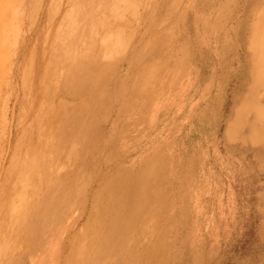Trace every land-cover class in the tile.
I'll return each mask as SVG.
<instances>
[{"label": "rangeland", "instance_id": "obj_1", "mask_svg": "<svg viewBox=\"0 0 264 264\" xmlns=\"http://www.w3.org/2000/svg\"><path fill=\"white\" fill-rule=\"evenodd\" d=\"M133 1L136 2V0ZM63 2L66 3V0ZM54 3L56 4L55 0H35V4L39 5L35 13L42 17L44 15L57 17L56 21L59 22L56 27H61L60 19L66 10L69 11V7L58 8L59 12H53L51 8ZM58 3L61 4V2ZM112 3L118 9L124 8L122 0H113ZM158 3L159 7L164 8L165 13H168L169 16L165 17L164 40L162 42L164 45L157 48L152 46L157 43L154 41L150 45L152 47L148 49L149 63L147 67L149 68L145 73L147 76L145 84H148L145 87L148 88L149 93V113L156 97L166 102L165 106L171 109L166 110L165 106L162 107L156 115L157 126L151 128L148 123L146 132L140 130V127L137 128L139 137L135 136V138L139 140V143L135 148L127 151L124 155L119 148L115 149V160L112 154L109 153V156L118 165L128 166L129 160L131 161L132 157L136 156L138 150H148V145L155 143L159 144L156 152L160 156L157 157L164 156L165 164L161 166L159 159L150 161L149 158L152 156L145 158L147 154H144L134 165L133 173L127 172L132 175L135 181H132L127 173H124L120 178H113L111 169L106 165V170L109 168L107 178L111 185L109 189L113 193L114 207L109 211L106 210V207L104 208L105 214L108 213V215L105 218L101 217V221L104 220V223L102 229H97L99 230L97 235H100L98 242L97 236L90 240H84L85 244L88 241L89 245L92 243L90 249L94 246L93 251H89L87 255V249L83 248L78 256L76 255L77 248H75L73 264H86L88 260L92 264L96 258L98 261L102 259L100 262L107 261L108 249L97 257L94 255L96 245L103 251L104 247L101 248L103 240L109 242L112 229L114 238L117 237V239L119 238L118 242H122L124 229L128 223L124 215L135 205L134 201L129 202L133 193L126 191L132 188L131 182L136 189L141 188L143 183L140 182L144 178L148 180L147 188L150 199L155 193L156 197L159 195L161 200L158 206L162 213L161 222L159 221L161 227L158 232L157 229L149 232L152 234L149 240L156 243L157 240L160 241L163 238V247L152 249H156L153 252L158 255L160 253L164 260L167 259L168 264H264V151L250 144L229 141L225 136L229 124L234 120V109L237 108L234 106V100L237 93L241 91L247 74V55L251 53L248 48L251 37L249 26L254 21V14L258 15L260 11H264V6H261L258 0H143L144 6L149 8L150 12L157 7ZM134 11L136 14L137 10L134 9ZM78 13L79 11L76 10L75 14ZM196 13H200L201 19H207L211 15L210 18L213 20L217 13L222 14V24L220 27L214 28L212 37L204 34L201 23L196 26L195 31L193 18ZM104 15L106 16L105 13ZM18 16L20 17L19 14ZM110 16L109 14L106 18L110 19ZM128 17L129 19L133 18L132 15H128ZM6 18L11 20L12 26L18 22H15L14 14L8 13ZM121 18L124 19L126 16L122 15ZM68 22L65 19L64 28L68 27ZM129 22L124 32L131 30L129 26L132 21ZM12 31L13 29H3L4 37H11ZM127 34L129 33L127 32ZM200 35L203 37L200 38ZM223 42H228V52L222 56L219 54V57L213 56L211 54L213 47L221 48ZM130 43L122 55L120 53L111 55L110 60H116V65L114 63L106 65L112 67L113 71L115 70L116 78L112 79V82L115 81L112 86L115 85L119 88L120 93H123L126 87L136 84L135 80L124 79L126 71L140 69L138 63L133 64V68L130 67V58L128 59V56L132 55ZM14 44L13 40L8 39L2 43L0 48L2 77L4 74L6 75L9 68V58L15 49ZM48 64L51 65L54 62L51 61ZM65 76L67 75L60 74V78ZM43 78L45 79V75ZM68 82H72V80ZM23 83L19 84L17 91L9 94L5 108L0 104V115L2 116L0 126L4 125L2 126L4 136L1 139L3 140L2 144L7 148L2 157L3 167L6 168L9 165L8 162L12 161V167L15 170L13 181L16 182V185L9 187L12 195L5 197V201L0 204V211H2L0 222L3 225L7 222L8 211L13 205L10 200L12 197L22 196L25 206L30 204L33 207H39L33 215L32 222L28 224L31 233L29 235L34 236V242L51 243L47 257L57 254L54 245L61 238L63 250L61 248L59 250V252L61 251L59 261L62 264L68 251V249H64V245L74 238L73 231L84 220L83 211H89L91 203H93L92 198L87 193L85 195V188L86 192L88 191V183H85L89 178L90 170L85 166L82 173L79 174L75 170L74 175H67L68 180L65 181L68 182H65L62 187L61 197V182L57 183L56 177L50 178L48 175L50 166L46 164L45 159V162L42 163L40 157L42 153L48 156L49 154L44 140L46 127L41 125L40 115L39 118L35 116L36 113H39L40 104L35 102L39 99L34 94L39 88L34 82L32 89L26 90ZM206 83H209L208 89H204ZM55 89L56 87H51L49 82L46 87L41 88V91L52 98L51 94ZM112 91L114 90L112 89ZM0 93H2L0 94L2 99L4 96L6 97L8 93L5 86L2 85ZM13 95L18 96L19 100L27 101L29 105L14 107L15 100L13 99L15 97ZM55 98L57 99V97ZM31 100H33V104L30 103ZM39 109L51 112L45 107ZM3 111L7 114L6 116L3 115ZM175 111L177 112L174 113ZM18 114L19 119L16 122L12 117L14 115L17 117ZM30 115L33 116L32 119ZM19 123L22 125L20 128ZM31 123L36 125L32 130L29 126ZM8 124L11 125L10 133L7 130ZM119 124L120 128L116 135L124 138L125 141H130L127 139L128 132L125 131L124 125L121 122ZM49 127L53 129L51 124ZM42 144L44 147H41ZM164 153L168 155L166 156ZM64 160L65 158H63ZM63 161H61L60 167L65 173L68 169L62 168ZM88 162L89 160L84 159L85 165ZM102 162H106V160L104 159ZM43 184H48L46 190L42 189ZM52 189L56 193L50 199L52 201L50 204L59 207L58 209L50 207L48 210H42L38 201L40 198L41 202L47 200L45 192ZM88 199L89 205H87ZM95 202L101 204V199H95ZM179 212L183 219L191 218L192 221H195H187L185 226H182L185 223L183 224L181 221L180 232L175 230L172 223L173 214L177 219L181 217ZM67 221L70 228L65 226ZM98 221L97 216H92L89 220L91 225H97ZM21 223L13 224L5 234L3 242L4 244L9 243L10 253L9 255L4 254L0 264H28L24 259L32 254L33 245L32 242L28 244L29 239H25L26 235L24 238H18L25 231V224ZM46 224L47 226H45ZM34 225L37 228L34 229ZM213 230L215 234H213ZM68 231H71L69 237L66 233ZM212 235L217 238L213 240ZM76 236L78 237L75 241L78 244L82 234L79 233ZM81 240L83 243V239ZM113 242L116 241L113 239ZM112 243L111 248L114 245ZM105 246L108 248L109 244ZM129 260L133 264H162L159 259L145 258L144 254H136L129 257Z\"/></svg>", "mask_w": 264, "mask_h": 264}, {"label": "bare ground", "instance_id": "obj_2", "mask_svg": "<svg viewBox=\"0 0 264 264\" xmlns=\"http://www.w3.org/2000/svg\"><path fill=\"white\" fill-rule=\"evenodd\" d=\"M55 1L56 4L54 3L52 5L53 7L51 8L53 12H59L58 8L69 7V11L66 10L65 13H63L62 18L60 19V23L62 25L61 27L59 26L56 27V24H58L59 22L56 21L57 17L53 18L52 15H44V14H43L44 16L42 17V16H38L37 13H35V11L38 10L39 8V5L35 4V0H0V48L5 40L8 39L13 40V42L15 43L14 44L15 49L13 50L9 58L10 65L6 71V75L4 74L2 77V72L0 71V82L3 78V81L0 83V89L2 88L3 85L5 86L6 92L8 93L6 97L5 96L3 97V99L0 97V104H2L3 107L5 108L7 99L9 98L8 97L9 94H13L14 91H17L20 86L19 84L21 82L22 83L24 82L23 87L26 90L32 89L34 82H36V85L38 86L39 90L36 92V94H34V96L36 95V98L39 100H36L35 102L37 104L38 103L40 104L39 108L45 107L51 110V112H47V111H42L38 108L39 113H36L35 115L37 116V118H39L40 115L41 125L46 127V131H44L45 134L44 140L46 142L45 147L46 148L48 147L47 149L49 156L46 155L45 153H42L40 154V157L42 158L41 159L42 163L45 162L44 161L45 159L46 164H49L50 166L48 169V175L50 176V178L56 177L55 180L57 181V183L61 182V189H62L64 183L68 182L65 180H68L67 175H71V171L74 172L75 170H77V172L80 174L82 173L84 167L87 166L88 169L91 168L90 172H94L93 174L89 173V178L85 183V184L88 183L87 184L88 191L86 192V188H85V195L87 193V195H89L93 201V203H91V209L89 211L87 210L83 211L82 214V217L84 219L86 218L85 226H84V230L86 232L83 233V231H79V233H81L82 236L79 237L78 244L75 241L78 237L76 236L78 234L77 233L76 235H74L73 239L70 237L71 241H68V243L64 245V249H68V251L67 254L65 255V258L62 260V264H73V250L75 248H77L76 255L78 256H80L79 253L83 251V248L87 249L86 250L87 255L89 251L91 252L93 251L94 246L92 249H90L92 243L89 245V241H88L85 244L84 240L85 239L90 240L92 238H96L97 236V242H98L100 235H97V232L99 234V230L97 229L101 228L103 226L102 224L104 223V220L101 221V217L103 216V218H105L106 215H108V213L105 214L104 208L106 207V210L109 211L114 207L113 195H112L113 193L109 189L111 185H109L110 181L107 178V176H109L107 175L109 168L111 169V174L113 178H120V176H123L124 173L127 172L133 173L135 168L134 165L139 161V159H141V157H143L144 154H148L149 152L156 151L158 149L159 144L150 143L148 145L149 147L148 150H138L137 157L131 161L129 160L130 164L128 166L124 164L118 165L117 163H115V161L110 158L109 153L105 156L106 162L101 164V166L98 165L99 162L95 160L96 157L89 158L90 159L89 162L87 163V165H85L84 159L80 157L82 154L81 151L78 150L76 143L72 142L70 144L72 139H69L68 136L72 134L71 136H74L75 138L81 134L82 131L81 113H83V111L86 108L88 109L89 107H91L92 100H88V99H92L93 96L92 93H96V94L101 93L102 89L105 88V81L103 79L105 75H103V73L104 74L108 73V71L105 70H109L106 65H108L110 61H113L110 60L111 55L113 54L118 55L119 53L120 55H122L124 53V49L126 48L125 38L126 35H128L127 32L124 31L126 26H128L129 21L128 19L127 20L122 19L121 15L124 16L126 12L129 13L130 10L134 11L135 9L138 11L140 10L141 7H142L141 10L147 7L144 6L143 0H136V2L133 0H122V4L124 5L123 9L122 8L118 9L117 7H115V4L112 3L113 0H100V2L99 0H88L86 2L87 4L86 6L92 9L91 10L92 14H95L94 12H96L97 9L98 10L102 9L103 12L106 14V16H108L109 14L114 15L116 18L121 16L119 19L120 21H117L118 27L116 30H111L112 29L111 27H110L111 29L109 27H100L98 29L99 31H97L98 32L97 37H94L92 35L89 37L91 39L89 42L92 46H95L94 48H92V46L91 47L84 46L83 40L80 38L81 40L79 39L80 41L78 42V47H77L80 48L78 49V53L75 54L74 56H68L64 53V51L66 50V49L64 50V48H66V45H64V43L66 38H67L66 40H68V38H71L73 36L72 33L73 30H71L70 32L69 29L67 30V28H64L63 23L65 22L66 19L69 21L72 27L78 26L80 15L75 13L76 10H78L79 8H83L84 6L83 7L81 6L82 1L80 0H66V3L63 2V0H55ZM95 1L98 5L97 7L93 5ZM58 2H61V4ZM111 3L112 6L110 5ZM258 3L261 6H264V0H258ZM8 13H11L12 15L14 14L15 22L18 21L17 24L15 25L13 24V26L11 25V20L6 18ZM18 14L20 15V17L18 16ZM221 15H222L221 13H217L215 19L214 20L212 19L213 21L211 25L209 24L210 17L207 19L206 18L201 19L200 16L196 15L194 16L193 22L195 25H200L201 23L204 26L205 24H208L209 32H213L214 28H218L222 24ZM5 28L10 30L13 29L11 33V37H7V38L4 37L3 29ZM249 32L251 37L248 43V48L251 50V53L247 55V62H248L247 74L245 77V81L242 84L241 91L237 93V97L234 100V106H237V108L234 109V115H233L234 120L229 124L225 136L229 141H239L242 144H250L253 147L260 148L264 151V11L263 10L260 11L258 15L254 14V21L249 26ZM67 35L68 37L65 38L64 36ZM202 37L203 36L200 35V38ZM87 38L88 37H86V39ZM228 50H229L228 43L223 42L221 48L213 47L211 54L213 56H218L219 54L222 56L226 54ZM51 61L54 62V64L49 65L48 62ZM84 66H87L84 69V71L86 72H84L79 79L76 78L72 79L71 76H73V73L78 70H81L82 68H84ZM60 74H64L67 76L60 78ZM43 75H45L46 80L43 78ZM98 75H101V77H99ZM180 75L181 74H179V76ZM145 79L146 77L140 79L142 80L141 82L143 84L142 85L143 87L144 85L147 86L148 84V83L145 84V81H143ZM69 80H72V82H68ZM49 82L51 87H56L54 93L51 94L53 96L52 98L47 96L46 93L41 91V88L46 87L49 84ZM138 83L136 86H139ZM208 85L209 83H206L205 85L206 88L204 87L203 88L208 89L207 88ZM136 86L134 85L132 86L134 87L133 88L134 91L132 90L134 95L136 93H139L140 90ZM129 88L131 89V87H126L125 88L126 91H128ZM118 89L119 88H117L114 85L113 86L114 91L112 92L114 93ZM86 92H88L87 93L88 97L85 98L86 95L82 97L81 96L82 93H86ZM70 93L80 95V99L76 98L75 96L73 97L69 96ZM13 96L15 97L13 99L15 100L14 107L16 105L23 107L26 104L29 105L27 101L19 100L18 96L16 95ZM55 97H57V99ZM33 100H31L30 103L33 104ZM86 104L88 105L85 106ZM165 104L166 102H163L158 97L154 99L148 117L149 118L148 123L150 124L151 128L157 126L156 115L161 111L162 107L165 106ZM165 109L169 110L171 108L165 106ZM176 112L177 111H175L174 113ZM3 115L4 116L7 115L5 111H3ZM1 118L2 116L0 115V124L2 122ZM12 118L17 122L19 119V114L17 115V117H15L14 115ZM30 118L32 119L33 116H31ZM103 121L105 122V120ZM119 122L120 121L118 120V122L116 123V128H115L116 133L120 128ZM50 124L53 129H50L49 127ZM18 125L19 128L22 126L21 123H19ZM2 126L4 125L0 126V204L1 202L5 201V197L12 195L9 187L12 185H16V182L13 181L15 177V170L14 167H12L13 165L12 161L8 162L9 165L6 168L3 167L2 157L7 148L4 144H2L3 140L1 138L4 136ZM29 126H31V130H32V128H34L36 125H34V123H31V125ZM10 128L11 125L8 124L7 127L8 133H10L11 131ZM109 135L111 134L109 133ZM131 141H125L124 138H120L119 136H117V144L115 149L119 148L122 152V155H124V153L127 152L126 149L130 147ZM136 141L139 142L137 138L133 139V143H135ZM41 147H44V144H42ZM41 150L43 151L45 149H41ZM158 155L160 156V154H156V155L151 154L147 157L149 158L150 156H152L149 158L150 161L154 159L155 160L159 159L160 161L159 164H161V166L162 165L164 166L165 163L163 162V160L166 158L162 155L161 157L158 158L157 157ZM164 155L167 156L168 154L164 153ZM63 158H65L64 161ZM61 161H63L62 168L68 169L65 173H63V169H61L60 167ZM106 165L109 166L108 170H106ZM62 173L64 174L63 179H62ZM101 176L102 178L100 179ZM129 176L132 178V175L129 174ZM145 180L146 179L144 178L142 182H140L143 183V185L139 189H136L134 187V184L131 182L132 185L130 186H132V188L127 189L128 191H126L127 193H131V192L133 193L132 196H130L129 202L134 201L135 205L134 208L132 207L133 209L127 210L126 211L127 213L124 215L126 220H128V223L126 225V228L124 229V237L121 240L122 242H118L119 238L118 239L117 237L114 238L113 235L114 231L111 228L112 230H110V232H112V234L109 235V239H110L109 242L103 240V244L101 245V248L104 247L103 251L100 250V247L98 245H96L97 246L95 250L96 253H94V255L96 256L101 255L103 252H105L106 249H108L109 253L107 252L108 254L106 257L107 261L100 262L102 259L98 261V259L96 258L92 264H133L129 260V257L134 256L136 254L138 255L144 254V257L149 260L159 259L162 262V264H168L166 261L167 259L164 260V257L160 256L161 255L160 253L158 255L153 252L156 249H152V248L159 249L163 247V238L160 241L157 240L156 243H154L153 240H149L152 237V234H149L151 230L154 231L155 229H157V232L158 230H160L161 227L160 220L162 218V213H160V210L158 208L159 203L161 202V200L159 199V195L157 194L158 196L156 197L155 193H153V198H151L152 200L150 199L149 197L150 194L148 193V188H147L148 180L146 181ZM132 181H135V179L132 178ZM43 188L44 190H46L48 188V184L46 185L43 184L42 189ZM36 192L37 191L35 190V193ZM61 192H62L61 193V197H62L63 189ZM55 193H56L55 190L52 189L47 193L45 192V197L47 200H43V202H41V198H40V201L38 202L40 203V208L42 210L44 209L48 210L50 207L52 208L57 207L58 209L59 207L58 205L56 206L54 204H50V202H52L50 201V199L53 197ZM95 199L96 200L101 199V204L99 203L96 204ZM10 200L14 206L12 205V207L8 211L7 220H6L7 222L4 225L1 224L2 222H0V263H2L3 261L2 259L4 258V254L9 255L10 253V248L8 245L9 243L6 242V244H4L3 242L4 237H6L5 234H7L8 229L13 224H19L20 222H22L25 224V231H23V235L18 236V238L20 237L24 238V235H26L25 239H29L28 244L32 242L33 245L32 254H30L27 257V259L24 260L28 264H60L59 254L61 251L59 252V250L62 245L61 238H59L58 243L54 245L57 254L53 255V257H49V256L47 257L46 255H48L49 253L51 243L49 242L47 244L40 242L38 243L36 241L34 242L33 240L34 236L29 235L31 233L29 231L30 226L28 227V224L32 222L33 215L39 207L38 208L33 207L30 204H26L25 206L24 197L22 196L21 197L18 196L17 198L12 197ZM150 204L152 205L151 207ZM87 205H89V199L87 201ZM1 212L2 211H0V218L2 217ZM92 216H97L99 218L97 225L90 224L91 221L89 222V220ZM45 226H47V224ZM65 226L69 227V225L67 224ZM154 226H156V228H153ZM35 228H37L36 225H34V229ZM65 229L67 228L65 227ZM36 236L38 238L37 234ZM80 238L83 239V243ZM113 239L116 242L115 243L113 242L114 245L111 248V243ZM100 241L102 242L101 237H100ZM107 244H109L108 248H106L105 246ZM10 255L14 256L13 254ZM88 261L86 264H91L90 261L89 262Z\"/></svg>", "mask_w": 264, "mask_h": 264}, {"label": "crops", "instance_id": "obj_3", "mask_svg": "<svg viewBox=\"0 0 264 264\" xmlns=\"http://www.w3.org/2000/svg\"><path fill=\"white\" fill-rule=\"evenodd\" d=\"M80 1H82L81 6L82 7L84 6L86 8L83 7V8L78 9L79 10L78 14L80 15L79 24L76 27H72L71 24L68 22V27H66V28H67V30L69 29L70 32H71V30H73L72 31L73 36L71 38H68V40H66L67 39L66 37H68V35L64 36L66 38L65 43H64V45H66V48H64V50L65 49L66 50L64 51V53L68 56H74L75 54L78 53V49H80V48H77L78 42L81 39L83 40L84 46L91 47L92 45L89 42L91 39L89 37L91 35L94 37H97V35H98L97 31H99L98 29L101 26L109 27V28L111 27L112 28V29L110 28L111 30H116L118 27L117 21H120L119 17L122 16L120 14L121 16L116 18L115 16L111 15L110 19H107L106 16L104 15L102 9H100V7H99L100 10L97 9V11L94 12L95 14H92V12H91L92 9L88 6H86L87 5L86 2L88 0H80ZM99 2H100V0H99ZM90 5H92V4H90ZM93 5L96 7L98 6L96 1ZM110 5H112V3ZM159 5L160 4L158 3L157 7L152 9L151 12H150L149 8H144L143 10H138L136 12V14H135V11L130 10L129 13L126 12V14L124 15V16H126V18H124V20L128 19V21H130V22L132 21L130 23V26H129L131 28V30L127 31L129 34L126 35V38H125V42H127V43H125L126 46H128V44L131 42L130 46L132 45L131 48H133L132 49V55H130L131 57L128 56V59L130 58L129 64L131 65L130 66L131 68H133V64H137V63L140 64L139 70H136V71L132 70V69L129 70L126 74H124V77H125L124 79L125 80L126 79L135 80L136 81L135 86L139 82L138 83L139 86H136V87H138L140 90H139V93L135 94L136 96L132 92V90L134 88L132 86H131L132 89L129 88L128 91L124 90L123 93H120L118 90L113 93L112 92V89H113L112 84L115 81L112 82V79L116 78L115 72L113 71L112 67L107 66V68L109 70H105V71H108V73L107 74L103 73V75H105V77L103 78L105 81V88H104L103 92L97 93V94L92 93L93 94L92 99H88V100H92L91 107H89L88 109L86 108L83 111V113H81L82 114V118H81V123H82L81 129H82V131H81V134L75 138H74V136H71L72 134L68 136L69 139H72L70 144L72 142L76 143L78 150L81 151V153H82L80 157H82L85 160H90L88 158L96 157L95 160H97L99 162L98 165L101 166V164L104 163L102 161H104V159H106L105 156L108 153H111L113 159L115 160V157H114L115 152L114 151H115L116 144H117V136H116L115 128H116V123L118 122V120L124 125L125 131L128 132L127 133L128 134L127 139H130V141L132 140L130 147H128V149H126V151H130L131 149L135 148L136 144L139 143L137 141L135 143H133V138H135V136H137V138L139 137V135H138L139 131L137 129L138 127H140V130H143L144 132L147 131L146 125H148V121H149V118H148L149 117V106H148L149 93H148V88L145 87V85H144V87L142 86L143 85L141 82L142 80H140V79H143V77H147V76H145V73H147V70H148L147 64L149 63V61H148V54H149L148 49L152 46L160 48L161 46L164 45L162 42L164 40V30H165L164 23L166 20L165 17H168L169 15H167L165 13V9L162 7H159ZM128 15H132L133 18L129 19ZM196 15L200 16V13L194 14V16H196ZM210 17H211V15H210ZM209 24L210 25L212 24V18H209ZM193 25L195 26V31H196V29H197L196 26H199V25H195L194 22H193ZM202 27L204 29V34L206 36L208 35V36L212 37V32H209L208 24H205L204 26L202 25ZM86 37H88V38L86 39ZM196 40H197V38H196ZM205 40H206V38H205ZM154 41L157 43L155 45L150 46ZM228 46H229V44H228ZM86 47H85V49H86ZM94 47L95 46H92V48H94ZM138 48H139V50H138ZM141 51H142V53H141ZM71 52H72V54H71ZM138 52H139V54H138ZM135 57H136V59H135ZM111 62L116 63V60L110 61L109 63H111ZM86 67L87 66H84V68H82L81 70L74 72L73 76H71L72 79L73 78L79 79L81 77V75L84 72H86V71H84V69ZM98 76L101 77V75H98ZM109 79H111V80H109ZM143 81H145V80H143ZM87 93L88 92L82 93L81 96L84 97L86 95L85 98H87L88 97ZM69 96H72V97L75 96L76 98L80 99V95H78V94L70 93ZM111 96H113V97H111ZM89 104H90V102H89ZM87 105L88 104H86L85 106H87ZM141 109H142V111H141ZM108 110H110L111 112ZM122 112H123V114H122ZM99 120H101V121H99ZM103 120H105V122ZM84 121H85V123H84ZM134 128L137 130L135 131ZM109 133L111 135H109ZM106 141H107V143H106ZM156 151L149 152L145 156V158L151 154H153V155L158 154ZM136 157H137V154H136V156H133L131 160L135 159ZM90 169L91 168H89V170ZM74 173L75 172L71 171V175H74ZM90 173L93 174L94 172H90ZM179 215H181V212H179ZM176 219H177L176 216H174V214H173L172 223L174 225L175 230L176 231L179 230V232H180V229H179L180 225H182L180 223L181 221L183 222V224L185 223L182 226H185L187 221L195 222V221H192L191 218H189V219L184 218L183 219L182 215L180 218H178L177 220ZM66 224L69 225L68 221ZM84 226H85V219L82 220L81 224L77 225V228L75 229V231L73 233L76 235L77 233L79 234V231H83V233L86 232L84 230ZM214 230H215V228H214ZM66 233H67V237H69L71 234V231L70 232L68 231ZM213 234H215V231ZM212 238L214 240L217 237L212 235Z\"/></svg>", "mask_w": 264, "mask_h": 264}]
</instances>
